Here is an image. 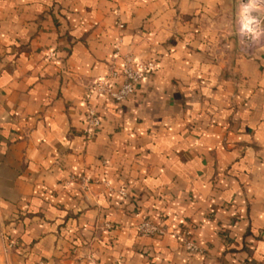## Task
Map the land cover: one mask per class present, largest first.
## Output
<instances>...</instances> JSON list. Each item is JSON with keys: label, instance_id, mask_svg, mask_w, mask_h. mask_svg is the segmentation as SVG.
<instances>
[{"label": "crops", "instance_id": "obj_1", "mask_svg": "<svg viewBox=\"0 0 264 264\" xmlns=\"http://www.w3.org/2000/svg\"><path fill=\"white\" fill-rule=\"evenodd\" d=\"M246 12L264 5L0 0V264H264V44L242 52ZM127 55L159 68L125 101L92 92Z\"/></svg>", "mask_w": 264, "mask_h": 264}, {"label": "built area", "instance_id": "obj_2", "mask_svg": "<svg viewBox=\"0 0 264 264\" xmlns=\"http://www.w3.org/2000/svg\"><path fill=\"white\" fill-rule=\"evenodd\" d=\"M255 4L261 3L259 0H251ZM262 4V3H261ZM237 35L240 41L242 52L251 56L255 50L264 44V16L254 15L249 12L243 14L237 21ZM159 64L154 59H135L127 55L119 69H113L110 78L117 77L119 81L114 87L109 82V77L98 79L90 87V90L97 95L112 99L116 102L127 100L136 90V85L148 73L155 72ZM86 134H95L101 126V118L97 109L92 104L86 106ZM122 194H125L122 191ZM139 233L143 236H153L163 232V228L156 222L143 218L138 224ZM186 251L189 254L200 252V247L189 237L188 233H179Z\"/></svg>", "mask_w": 264, "mask_h": 264}, {"label": "water", "instance_id": "obj_3", "mask_svg": "<svg viewBox=\"0 0 264 264\" xmlns=\"http://www.w3.org/2000/svg\"><path fill=\"white\" fill-rule=\"evenodd\" d=\"M264 5V0H259Z\"/></svg>", "mask_w": 264, "mask_h": 264}]
</instances>
